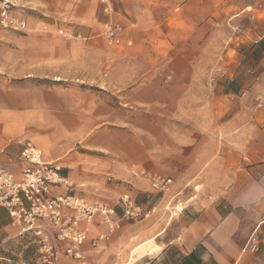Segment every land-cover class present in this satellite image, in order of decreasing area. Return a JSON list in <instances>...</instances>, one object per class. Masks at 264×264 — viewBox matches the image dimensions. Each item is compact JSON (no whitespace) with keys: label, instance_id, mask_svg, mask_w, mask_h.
<instances>
[{"label":"crops","instance_id":"obj_1","mask_svg":"<svg viewBox=\"0 0 264 264\" xmlns=\"http://www.w3.org/2000/svg\"><path fill=\"white\" fill-rule=\"evenodd\" d=\"M239 8L223 32L204 29L210 18L195 26L184 5L179 19L145 29L133 46L126 33L122 50L105 55L38 23L0 25V167L16 170L28 140L59 163L75 194L115 205L128 193L143 207L113 230L100 216L83 224L81 258L60 253L58 264H264V15ZM212 37L223 51L211 67L203 59ZM211 68L232 72L210 78ZM92 81L98 89L81 85ZM154 172L173 181L170 198L186 194L176 230L175 219H146L166 197L151 185ZM16 233L0 207V245Z\"/></svg>","mask_w":264,"mask_h":264},{"label":"built area","instance_id":"obj_2","mask_svg":"<svg viewBox=\"0 0 264 264\" xmlns=\"http://www.w3.org/2000/svg\"><path fill=\"white\" fill-rule=\"evenodd\" d=\"M19 1L0 0L1 26L24 28L23 20L9 14L10 8ZM100 2L103 11L109 14L111 0ZM116 30L106 24L103 34L109 42L120 41ZM18 163L16 170L0 167V207L5 209L10 224L17 228L15 238L25 234L35 238L43 264H58L60 253L80 259L79 247L87 240V229L83 224H90L96 216H100L99 221L113 230L123 219L136 220L143 214V207L128 193H123L115 205L91 202L75 194L72 182L60 173L59 163L44 160L41 151L28 140L21 144ZM148 177L152 187L159 190L171 181L156 172ZM54 186H63L65 191L53 193L51 188ZM116 207L120 209L119 213ZM104 238L105 235H100L90 243L95 246L97 239ZM245 248L251 252L257 250L254 237Z\"/></svg>","mask_w":264,"mask_h":264},{"label":"rangeland","instance_id":"obj_3","mask_svg":"<svg viewBox=\"0 0 264 264\" xmlns=\"http://www.w3.org/2000/svg\"><path fill=\"white\" fill-rule=\"evenodd\" d=\"M184 5L192 7V11L188 15L195 26H201L202 22H204L203 18H210L208 26L204 24V29L207 30L221 29L223 32L233 31L232 16L240 12V8H237L241 6L247 7V12L258 14L259 17L264 15V11H261L264 10V0H227L226 2L225 0H111L112 9L109 14L103 11L100 0H20L17 5L10 8L9 14L16 19L23 20V22L26 21L27 27H31L33 23H38L39 27H37V30L58 31L68 41H72V43L91 40L97 46L100 55H105V53L111 50H122L126 42V33L130 34L131 40L130 44L127 45L133 46V41H136L137 36L140 37L138 34L143 33L145 29L152 28L159 22H173L171 18L167 20L172 15L176 19H179L178 15ZM241 17L243 18V16ZM43 19L45 21L41 22ZM242 22L241 20L239 25H242ZM106 24L117 28L116 31L120 37L119 42H109L105 38L103 32ZM246 24L248 25V23ZM24 28L19 29L24 30ZM130 30H134V32H130ZM88 36H91V38L87 39ZM219 40L221 42V39H217V37L210 38V46L206 50L203 59V61L209 62L211 67L212 64L220 59L219 53L223 51L219 45ZM187 45L190 47L192 43H188ZM232 54L233 51L230 50L227 57H231ZM197 62L201 63V59L199 58ZM101 68L103 67H100L97 74L98 80L100 77H103ZM198 71L199 77H202L201 69L199 68L196 72ZM231 72L232 70L224 71L213 68L203 70V73L208 74L210 78H225ZM63 83L69 84L74 82L66 80ZM92 83V87L87 84L81 85L82 87L98 89V87L94 86L97 83L95 81H92ZM103 92H107V90L104 89ZM173 120L174 122L177 121V119H171L172 122ZM174 124L177 125V123ZM176 185L183 188V183L181 182H176ZM172 187L174 188L175 186L171 180L161 193V195H166L162 199V204H159V208L146 219H152L158 226H164L166 223L169 224L171 219H175L172 222V226L176 230L186 220V217H181V210H179L178 206L186 209L189 203L186 201L187 197L185 193H182L178 199L170 198L173 195V193H170L173 189ZM187 187L183 188V192H186L187 189L190 191L194 189L196 191L201 190V186L198 185L194 189L192 186ZM153 203L154 201L148 206H152ZM9 243H11L10 240L0 245L4 253L13 254L18 257L23 255V249L26 247L25 244L18 245V242ZM37 252L39 254V264H43L40 259L38 246Z\"/></svg>","mask_w":264,"mask_h":264},{"label":"trees","instance_id":"obj_4","mask_svg":"<svg viewBox=\"0 0 264 264\" xmlns=\"http://www.w3.org/2000/svg\"><path fill=\"white\" fill-rule=\"evenodd\" d=\"M13 240V241H12ZM10 240L11 243L18 242V245L25 244L23 249V255L20 257L4 253L3 249L0 248V261L1 264H39V254L37 252L36 240L32 235H22ZM8 260V261H7Z\"/></svg>","mask_w":264,"mask_h":264},{"label":"bare ground","instance_id":"obj_5","mask_svg":"<svg viewBox=\"0 0 264 264\" xmlns=\"http://www.w3.org/2000/svg\"><path fill=\"white\" fill-rule=\"evenodd\" d=\"M182 208L181 207H179V210H181ZM126 264H133V263H131V262H128V263H126Z\"/></svg>","mask_w":264,"mask_h":264}]
</instances>
